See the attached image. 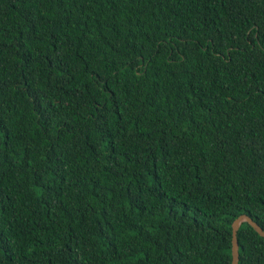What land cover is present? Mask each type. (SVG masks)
I'll return each instance as SVG.
<instances>
[{
  "label": "trees",
  "instance_id": "1",
  "mask_svg": "<svg viewBox=\"0 0 264 264\" xmlns=\"http://www.w3.org/2000/svg\"><path fill=\"white\" fill-rule=\"evenodd\" d=\"M242 215L264 230V0H0V264H232Z\"/></svg>",
  "mask_w": 264,
  "mask_h": 264
},
{
  "label": "water",
  "instance_id": "2",
  "mask_svg": "<svg viewBox=\"0 0 264 264\" xmlns=\"http://www.w3.org/2000/svg\"><path fill=\"white\" fill-rule=\"evenodd\" d=\"M243 223H248L251 227L254 228L255 231H257L260 234V236L264 238L263 228H261L250 216L242 215L239 218H237L232 226L233 229L232 264L240 263V245L238 240V232Z\"/></svg>",
  "mask_w": 264,
  "mask_h": 264
}]
</instances>
